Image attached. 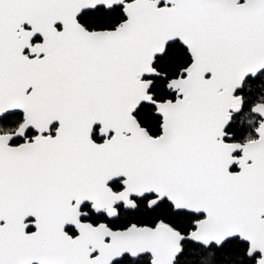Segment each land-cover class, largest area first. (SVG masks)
Here are the masks:
<instances>
[{
	"label": "snow or ice",
	"instance_id": "6c2138e0",
	"mask_svg": "<svg viewBox=\"0 0 264 264\" xmlns=\"http://www.w3.org/2000/svg\"><path fill=\"white\" fill-rule=\"evenodd\" d=\"M0 264H264V0H0Z\"/></svg>",
	"mask_w": 264,
	"mask_h": 264
}]
</instances>
